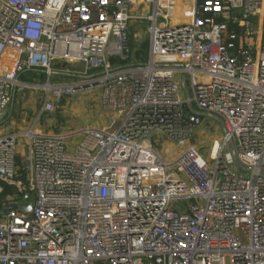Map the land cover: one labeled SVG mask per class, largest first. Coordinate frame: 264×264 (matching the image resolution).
Segmentation results:
<instances>
[{
    "label": "built area",
    "instance_id": "obj_1",
    "mask_svg": "<svg viewBox=\"0 0 264 264\" xmlns=\"http://www.w3.org/2000/svg\"><path fill=\"white\" fill-rule=\"evenodd\" d=\"M139 20L148 57L121 64ZM31 70L80 79L43 85L39 115L99 88L111 123L70 151L76 133L35 122L21 164L18 134H0V264H264V0H0V125L41 86ZM204 117L224 131L209 160L190 146L170 162L149 142L185 145Z\"/></svg>",
    "mask_w": 264,
    "mask_h": 264
},
{
    "label": "rangeland",
    "instance_id": "obj_2",
    "mask_svg": "<svg viewBox=\"0 0 264 264\" xmlns=\"http://www.w3.org/2000/svg\"><path fill=\"white\" fill-rule=\"evenodd\" d=\"M149 12H152V7ZM151 22L148 20L133 21L129 25V36L131 44L140 50H138L140 57L137 56L134 50L131 51V57L128 60L120 61L121 64H128L131 62L144 61L147 59L142 51L148 50L150 41V28ZM135 54V57H134ZM7 67L10 68L11 64L5 60ZM55 66L59 69H76L77 71L85 72V66L80 64H71L69 62H55ZM98 70H92L90 73H95ZM34 84L41 86L27 89L20 95L16 96L13 104H16L17 111L15 112L12 121L6 126L0 128V134L5 136L9 134H18L17 150L21 162L24 160L23 156L27 153L28 138L24 135L29 131L32 125L36 122V128L42 132L48 133H70L76 134L68 137L67 146L70 151H74L78 144H80L84 138L82 132L85 127H93L99 124L110 125L112 113L105 111L102 108L101 103V90L99 88L84 90L82 92H76L70 96L64 97L60 102L56 104V107L51 112H45L39 115L43 111L46 88L43 85L48 82L52 84H62L64 82L71 81L70 84L77 83L80 79L77 77H68L66 75L55 74L52 77L46 76L43 70H31L24 74ZM186 86L191 89L190 76L186 74ZM70 79V80H68ZM186 95V93H185ZM187 96V95H186ZM197 107L196 105H194ZM79 109L80 112L77 111ZM89 124L86 125L85 122ZM1 123V122H0ZM84 127V128H83ZM80 131V132H79ZM224 131L222 126L214 119L204 117L203 122L191 134L189 142L185 145L179 146L167 139L162 133H151L149 136V142L152 147L161 154L162 157L167 158L170 162L175 161L182 151L190 146H195L201 150L204 157L209 160L211 151L215 154L218 150L220 141L223 140ZM212 149V150H211ZM239 172L236 166L233 167ZM241 172V171H240ZM195 199L181 200L178 205H187L196 203Z\"/></svg>",
    "mask_w": 264,
    "mask_h": 264
},
{
    "label": "crops",
    "instance_id": "obj_3",
    "mask_svg": "<svg viewBox=\"0 0 264 264\" xmlns=\"http://www.w3.org/2000/svg\"><path fill=\"white\" fill-rule=\"evenodd\" d=\"M68 80H70V79H68ZM71 83V81H69V83L68 82H64V83H62L63 85H68V84H70ZM102 108H103V106H102ZM104 109V108H103ZM105 110V109H104ZM17 111V106H16V104H12L11 106H10V108H9V110H8V116L5 118V120L3 121V124L2 125H0V128L1 127H3V126H6L10 121H12V119H13V116H14V114H15V112ZM77 111L78 112H80L79 111V109H77ZM105 111H107V110H105ZM109 112V111H108ZM111 113V112H110ZM111 118V117H110ZM85 124L86 125H88L89 124V122L88 121H86L85 122ZM104 126H107V125H103V126H100L99 124H97L96 126H93V127H83L84 129H86V128H94V127H104ZM83 129V130H84ZM39 130V129H38ZM41 131V130H40ZM75 132H78V131H75ZM75 132H70V133H75ZM80 132V131H79ZM19 160H20V158H19Z\"/></svg>",
    "mask_w": 264,
    "mask_h": 264
},
{
    "label": "water",
    "instance_id": "obj_4",
    "mask_svg": "<svg viewBox=\"0 0 264 264\" xmlns=\"http://www.w3.org/2000/svg\"><path fill=\"white\" fill-rule=\"evenodd\" d=\"M96 82H97V80L90 81V80L86 79L85 82H84V85L85 86H90L92 83H96ZM73 85L75 87H78L79 86L78 83H74ZM7 113L8 112L5 111L4 114H3V116H5ZM33 206H34V198L29 203L14 204V205L11 206V208L20 209V210H23V211L30 212L32 210ZM5 212H8V210H5Z\"/></svg>",
    "mask_w": 264,
    "mask_h": 264
},
{
    "label": "bare ground",
    "instance_id": "obj_5",
    "mask_svg": "<svg viewBox=\"0 0 264 264\" xmlns=\"http://www.w3.org/2000/svg\"><path fill=\"white\" fill-rule=\"evenodd\" d=\"M180 4H182L180 1H179ZM167 8V7H166ZM183 8H188V5H184L182 8H179L176 13H175V18L177 20H183L184 19V10ZM186 12V11H185ZM218 151V150H217ZM217 153V152H216ZM215 153V155H216Z\"/></svg>",
    "mask_w": 264,
    "mask_h": 264
},
{
    "label": "trees",
    "instance_id": "obj_6",
    "mask_svg": "<svg viewBox=\"0 0 264 264\" xmlns=\"http://www.w3.org/2000/svg\"><path fill=\"white\" fill-rule=\"evenodd\" d=\"M142 53L144 54V56H146V51H142ZM137 56L138 57H140V54H139V52L137 53ZM115 61V60H114ZM23 79L25 80V81H30L29 79H28V77L27 76H24L23 77ZM19 163L21 164L22 162H21V160H19ZM20 172L23 174V177H24V173H25V171H24V169L22 168V165H21V170H20Z\"/></svg>",
    "mask_w": 264,
    "mask_h": 264
}]
</instances>
